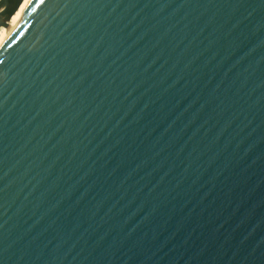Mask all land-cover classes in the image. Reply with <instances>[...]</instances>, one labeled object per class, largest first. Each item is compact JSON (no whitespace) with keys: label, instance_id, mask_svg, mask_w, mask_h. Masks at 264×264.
Returning a JSON list of instances; mask_svg holds the SVG:
<instances>
[{"label":"water","instance_id":"1","mask_svg":"<svg viewBox=\"0 0 264 264\" xmlns=\"http://www.w3.org/2000/svg\"><path fill=\"white\" fill-rule=\"evenodd\" d=\"M0 264H264V0H32L0 37Z\"/></svg>","mask_w":264,"mask_h":264},{"label":"bare ground","instance_id":"2","mask_svg":"<svg viewBox=\"0 0 264 264\" xmlns=\"http://www.w3.org/2000/svg\"><path fill=\"white\" fill-rule=\"evenodd\" d=\"M32 0H24L22 2V4L20 5V7L18 8V10L16 11V13L12 16V18L10 19L8 25L10 24V22L23 10L25 9L29 3L31 2ZM8 25L6 26H3L0 28V37L2 36V34L4 33V31L7 29Z\"/></svg>","mask_w":264,"mask_h":264}]
</instances>
